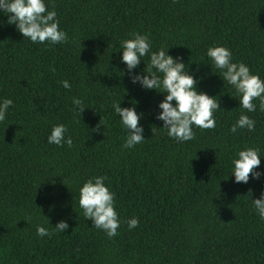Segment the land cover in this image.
I'll return each mask as SVG.
<instances>
[{
    "label": "trees",
    "instance_id": "1",
    "mask_svg": "<svg viewBox=\"0 0 264 264\" xmlns=\"http://www.w3.org/2000/svg\"><path fill=\"white\" fill-rule=\"evenodd\" d=\"M45 2L67 33L62 44H34L0 14V99L13 100L0 121V264H264V221L247 196L251 189L258 198L264 175L250 174L247 184L228 177L237 150L264 154V112L247 113L253 131L231 133L245 110L206 56L208 47L225 46L264 80V0ZM133 33L147 35L153 51L170 47L200 78L198 89L217 97L215 128H194L184 143L158 128L163 94L131 84L119 60L120 42ZM147 63L145 56L137 70ZM72 96L83 101L81 114ZM113 101H136L143 113L145 140L131 149L122 147ZM56 123L66 125L71 147L47 142ZM98 175L121 220L111 238L78 205L79 186ZM132 217L139 223L129 230ZM61 219L65 232L36 235L37 224L52 232Z\"/></svg>",
    "mask_w": 264,
    "mask_h": 264
},
{
    "label": "clouds",
    "instance_id": "2",
    "mask_svg": "<svg viewBox=\"0 0 264 264\" xmlns=\"http://www.w3.org/2000/svg\"><path fill=\"white\" fill-rule=\"evenodd\" d=\"M0 14L6 15V22L15 25L23 38L34 44H62L68 39L67 33L60 28L55 9L49 10L45 0H0ZM169 48L161 47L153 51L147 35L133 33L132 38L120 42L119 60L125 65L131 84L139 85L144 91L155 90L163 94V98L156 105L158 110L154 113V119L162 122V126L158 128L166 129L169 138L177 143H184L194 139V128H215L214 113L221 108L217 97L198 89L200 78L194 77L180 56L170 55ZM145 56L148 57L147 67L137 70ZM206 56L214 65L223 84L227 82L235 90L234 98L238 101V107L245 110L240 112L229 131L233 134L237 133L238 129L253 131L256 121L247 113L258 110L264 112V80L253 73L246 63L233 62L232 52L225 46L208 47ZM59 83L64 89L71 90L72 86L68 80ZM70 99L73 110L81 114L85 108L83 101L76 96ZM137 103L135 101L127 107H122L121 101H113L111 104L113 114L119 117V122L123 125L125 135L122 147L126 149H131L145 140L143 125L139 123L143 113L137 112ZM12 106L11 98L0 99V121L5 119ZM66 133L65 124H53L47 142L56 146L71 147L72 137ZM261 158H264V154L258 147L237 150L230 160L228 177H234L235 183L244 184L248 183L250 174L251 179L259 180L264 175V172L258 170ZM105 180L106 177L99 175L85 180L78 188L77 200L85 220L90 219L92 225L111 238L117 235L121 220L115 207V193L110 191ZM247 196L251 198V206L256 215L264 221V187L258 198H252L251 189ZM138 223L136 217L129 218L127 227L131 230ZM68 227L69 224L64 219L52 226V232L37 224L36 235L51 236L53 232H65Z\"/></svg>",
    "mask_w": 264,
    "mask_h": 264
}]
</instances>
